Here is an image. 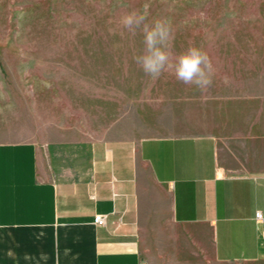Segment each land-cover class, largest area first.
Returning <instances> with one entry per match:
<instances>
[{
    "label": "crops",
    "instance_id": "1",
    "mask_svg": "<svg viewBox=\"0 0 264 264\" xmlns=\"http://www.w3.org/2000/svg\"><path fill=\"white\" fill-rule=\"evenodd\" d=\"M256 74L198 132L0 141V264H264ZM157 186L175 227L146 246Z\"/></svg>",
    "mask_w": 264,
    "mask_h": 264
},
{
    "label": "rangeland",
    "instance_id": "2",
    "mask_svg": "<svg viewBox=\"0 0 264 264\" xmlns=\"http://www.w3.org/2000/svg\"><path fill=\"white\" fill-rule=\"evenodd\" d=\"M144 2L0 0V141L198 132L213 105L252 74L264 89V0H180L171 8L154 0L152 16L174 22L173 52L195 45L211 57L215 76L205 92L168 74L153 81L134 63L142 37L119 19ZM155 189L146 246L175 227L166 192Z\"/></svg>",
    "mask_w": 264,
    "mask_h": 264
},
{
    "label": "clouds",
    "instance_id": "3",
    "mask_svg": "<svg viewBox=\"0 0 264 264\" xmlns=\"http://www.w3.org/2000/svg\"><path fill=\"white\" fill-rule=\"evenodd\" d=\"M161 4L177 6L180 0H159ZM154 0H145L138 11H129L119 19L123 30L132 36L142 37L143 48L133 55L134 63L151 80L156 81L164 74L176 81L205 92L213 84L215 69L209 54L195 45L184 51L173 52L174 22L171 17H153L151 13ZM188 19L180 22L188 26Z\"/></svg>",
    "mask_w": 264,
    "mask_h": 264
},
{
    "label": "built area",
    "instance_id": "4",
    "mask_svg": "<svg viewBox=\"0 0 264 264\" xmlns=\"http://www.w3.org/2000/svg\"><path fill=\"white\" fill-rule=\"evenodd\" d=\"M255 217H256L257 219H259V220H263V219H264V217H263V215H262V212H261L260 210H257V211L255 212ZM94 221H95L96 223H99V224H104V222H105V218H104V216H103L102 214H96V216L94 217Z\"/></svg>",
    "mask_w": 264,
    "mask_h": 264
}]
</instances>
